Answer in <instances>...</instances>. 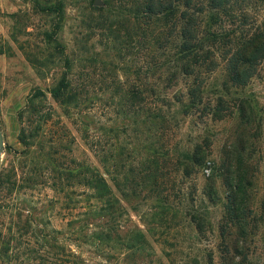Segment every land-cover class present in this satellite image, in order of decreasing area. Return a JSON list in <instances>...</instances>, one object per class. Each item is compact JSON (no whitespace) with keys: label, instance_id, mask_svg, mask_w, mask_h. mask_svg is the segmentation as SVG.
<instances>
[{"label":"rangeland","instance_id":"rangeland-1","mask_svg":"<svg viewBox=\"0 0 264 264\" xmlns=\"http://www.w3.org/2000/svg\"><path fill=\"white\" fill-rule=\"evenodd\" d=\"M49 7H56V10L61 8L63 21L54 39L60 44L59 47H64L71 65L68 72L74 80L81 71V59L86 60L93 52L98 54V66L87 71L93 76L87 88L88 96L81 99L79 108L71 110L69 116L63 114L48 92L66 71L59 53L61 48H55L54 39L46 37V33L51 35L60 16L57 11L48 12ZM103 7L102 0H0V130L4 142L0 172L13 167L22 184L25 183L27 170L34 166L31 155L37 157L35 162H41L38 157L39 144L47 149L53 142L60 141L61 146L65 147L61 153L68 162L74 160L104 173L100 158L98 160L85 143L84 135L88 138L100 137L107 146V154L114 157L113 163L118 162L116 157L122 153L121 162L126 169L148 157L152 158L149 152L156 147L181 152L205 138L210 141L209 160L217 164L224 145L235 140V137L232 138L235 127L233 115L224 120H215L211 115H203L199 111L188 115L179 111V106L174 102L176 97L183 94L186 80L177 76L169 86L167 78L171 72L166 67L167 58L163 57L154 59V62L149 60L147 83L160 94L151 102L154 100L157 106L164 107L173 102L172 109L166 112L164 129L142 122V115H139L140 118L117 115L118 97L113 98V94L127 84L138 83L134 72L138 68L145 69L139 57L119 61L114 50L105 53L103 46H100L98 33L89 38L93 23L90 16L94 14L92 8ZM248 13L249 21L256 20L259 24L264 17V6L252 4ZM108 62L111 66L107 72L102 70V66ZM221 70L219 67L205 78V83L214 82ZM37 92H42L43 96L38 97L32 105L39 112L32 118V125L27 123L23 127L26 126L29 131L32 127H38V119L46 121L39 126L38 140L31 147L30 156L27 153L22 156L24 149L17 143L20 128L17 114ZM243 92L255 107V122L249 131L248 141V151L252 152L253 164L257 166L253 184L255 224L244 244L247 258L234 254V262L264 264V62ZM163 171L165 175L161 182L168 195L169 208L162 217L158 201L151 199L153 194L148 192L153 184L152 177L140 186L139 197L124 199L112 179L114 170L110 171V176L104 174L123 208L122 219L111 224L116 231L107 245L91 243L79 233L77 225L70 227L68 222L80 218L84 205L73 209V202L67 205L66 201L55 195L49 183L22 192L12 203L16 204L14 207H25V217L21 223L27 220L32 228L15 234L8 255L11 261L0 257V264H51L50 260H44L47 249L42 245L41 237L63 247L66 253L76 254L80 264H223L224 243L218 229L221 205L220 201L211 204L206 195L212 169L193 173L190 177H184L181 171L175 172V168L168 164L164 165ZM118 178L123 182V175ZM216 186L218 189L219 180ZM72 190L75 201L80 198L78 196L84 187ZM193 210L198 214L206 213L203 235L198 234L189 222V214ZM13 212L12 208L0 210V227L4 233L13 226L10 220ZM93 228L90 226L87 233H91ZM117 238L128 247L134 244L132 240L136 242L134 247L126 248L119 240L116 241ZM229 255H233V252ZM47 256L51 255L47 253Z\"/></svg>","mask_w":264,"mask_h":264},{"label":"trees","instance_id":"trees-1","mask_svg":"<svg viewBox=\"0 0 264 264\" xmlns=\"http://www.w3.org/2000/svg\"><path fill=\"white\" fill-rule=\"evenodd\" d=\"M102 1L103 8H92L94 14L90 16L93 23L89 38L98 33L101 37L100 46H103L105 53L114 50L119 61L139 57L143 60L145 69L135 70L138 83L127 84L113 94V98L118 97L117 115L132 118H140L139 115H142V122L153 123L164 129L166 112L172 109L173 102H169L167 107L157 106L154 100L151 102L152 98L160 94L147 83L148 66L157 58L160 60L163 57L167 58L166 67L171 72L167 78L168 85H172L171 82L177 76L186 80L183 94L176 97L174 102L179 106V111L183 115L199 111L203 115H211L215 120H224L233 115L235 127L232 138L235 137V140L224 145L217 164L209 160L210 141L205 138L181 152L156 147L149 152L152 153V158L148 157L126 169L121 162L122 153H118L116 157L118 162L113 163L114 157L107 154V146L100 137L88 138L84 135L85 143L98 160L100 158L104 173L87 164L75 163L74 160L68 162L61 153L65 147L61 146L60 141L53 142L47 149L39 144L38 157L41 162H35L37 157L31 155L34 166L27 170L25 183L19 182L18 173L13 167L0 172V210H14L10 215L13 226L7 228L5 233L0 227V257L11 261L8 255L15 234L32 228L27 220L21 223L25 217V207H14L16 204L12 203L22 192L42 183H49L55 195L60 196L67 205L73 202V209L84 205L81 206L84 212H81L80 218L68 222L70 227L77 225L79 233L91 243L107 245L113 240L112 234L116 231L111 224L122 219L123 208L104 174L110 176V171L114 170L112 179L116 190L120 191L124 199L139 197L140 186L152 177L153 184L148 192L153 194L151 199L158 201L162 217L169 208L168 195L161 182L165 175L163 167L168 164L175 168V172L181 171L184 177L212 169L206 195L211 204L220 201L221 205L218 229L219 237L224 243L223 264H235L236 254L246 259L244 244L246 245L255 224L253 184L257 166L253 164L252 152L248 151L249 131L255 122V107L244 96L243 91L264 62V17L259 24L256 20L249 21L248 11L252 4L264 6V0ZM49 11L60 15L51 35L46 33L48 39H54L63 21V14L61 8L56 10V7H49ZM54 41L57 45L54 47L61 48L56 39ZM59 53L63 57L66 71L48 92L63 114L69 116L71 110L79 108L81 99L88 96L87 88L92 83L93 76L87 71L98 66V54L93 52L86 60L81 59V71L76 76L77 80H74L68 72L71 65L65 56L64 47ZM110 66L109 62L104 63L102 70L108 72ZM219 67L222 70L218 78L211 84H206L205 78L215 73ZM40 96H43L42 92L35 93L27 101V106L17 114L20 125L17 143L24 149L21 155L27 153L30 156L31 147L38 140L39 126L46 121L38 119V127H32L29 131L26 126L23 127V124L31 123L32 118L38 114V108L32 104ZM23 162L25 160L20 165ZM120 175H123V182L118 178ZM218 180L220 186L217 189L215 186ZM75 187H84V190L79 194L80 198L73 201L72 189ZM83 202L86 203L82 204ZM189 222L198 234L203 235L207 223L206 213L198 214L193 210L189 214ZM90 226L95 228L87 233ZM32 232L34 233V229ZM37 236L40 237L39 234ZM118 240L119 238L116 241ZM40 241L51 255L48 257L46 253L45 261L50 260L51 264H80L78 256L73 252L66 253L63 247L57 246L55 242L51 243L45 237H41ZM118 242L131 248L136 241L132 240L134 244L129 247L121 240ZM231 251L233 255H229Z\"/></svg>","mask_w":264,"mask_h":264},{"label":"water","instance_id":"water-1","mask_svg":"<svg viewBox=\"0 0 264 264\" xmlns=\"http://www.w3.org/2000/svg\"><path fill=\"white\" fill-rule=\"evenodd\" d=\"M3 150H4V142H3V138H2V134H1V130H0V164H1V160H2Z\"/></svg>","mask_w":264,"mask_h":264}]
</instances>
